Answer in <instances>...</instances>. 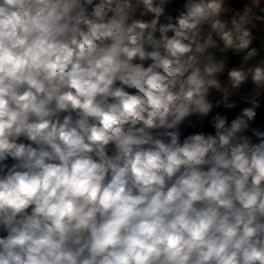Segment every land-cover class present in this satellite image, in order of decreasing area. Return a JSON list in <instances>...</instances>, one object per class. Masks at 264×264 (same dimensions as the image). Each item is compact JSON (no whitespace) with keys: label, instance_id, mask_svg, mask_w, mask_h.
Returning <instances> with one entry per match:
<instances>
[{"label":"clouds","instance_id":"1","mask_svg":"<svg viewBox=\"0 0 264 264\" xmlns=\"http://www.w3.org/2000/svg\"><path fill=\"white\" fill-rule=\"evenodd\" d=\"M0 264H264V0H0Z\"/></svg>","mask_w":264,"mask_h":264}]
</instances>
